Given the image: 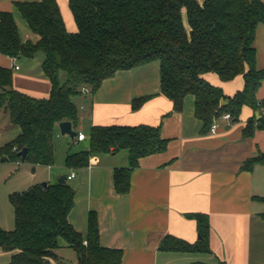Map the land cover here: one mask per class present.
Segmentation results:
<instances>
[{
    "label": "trees",
    "instance_id": "obj_1",
    "mask_svg": "<svg viewBox=\"0 0 264 264\" xmlns=\"http://www.w3.org/2000/svg\"><path fill=\"white\" fill-rule=\"evenodd\" d=\"M77 26L66 30L56 0L15 1L14 5L38 38L22 40L13 14L0 11V52L10 57L44 55L41 68L50 80L47 97L39 98L12 87V68L0 65V109L7 112L18 134L0 149V157L32 164L51 165L52 135L60 120L78 121L73 97L87 85L91 92L118 70L159 61L160 92L180 110L186 95L194 97V115L207 131L214 119L228 112L236 121L242 106H264L256 91L264 80V68L255 65L256 26L264 24L262 0H69ZM185 14V19L183 18ZM64 73V81L59 75ZM213 72L222 81L241 74V90L228 96L203 74ZM151 95L131 101L138 108ZM264 128V116L248 119L243 134ZM88 146L69 153L65 163L82 167L93 152L126 148L129 166L113 173L114 190L126 193L131 170L138 158L165 149L167 140L159 126L93 125ZM27 149L24 158L18 151ZM264 165V152L246 159L242 168ZM14 209V226L0 225V248L11 252L10 261L20 264H65L55 249L62 239L76 254V264H121L122 249L102 246L95 213L88 216L85 234L68 221L74 190L67 182L39 183L9 194ZM264 201V197H260ZM264 215V214H263ZM196 219L199 239L194 243L164 236L163 249L207 251L208 217L190 213ZM85 241V242H84Z\"/></svg>",
    "mask_w": 264,
    "mask_h": 264
},
{
    "label": "crops",
    "instance_id": "obj_2",
    "mask_svg": "<svg viewBox=\"0 0 264 264\" xmlns=\"http://www.w3.org/2000/svg\"><path fill=\"white\" fill-rule=\"evenodd\" d=\"M15 1L36 0H0V11L12 12L22 40H37L38 36L15 7ZM68 1L56 0L66 30L75 32L77 26ZM253 44L255 65L264 68L262 23L256 26ZM43 57L41 51L30 58L10 57L0 52V65L12 68L14 89L43 98L51 89L50 80L41 68ZM158 62L118 70L94 92L81 91L74 96L78 121H71V126L76 132H83L84 139L61 134L56 123L52 163L27 162L32 167L31 173H38V179H46L43 182L50 184L61 182L59 178L66 176L65 182L74 190L68 221L85 234L88 216L95 213L100 244L122 249L121 264H264V201L260 199L264 197V165L242 168L246 159L264 152V128H255L252 135L243 134L252 115L264 116V106L244 105L236 121L218 117L214 131H202V121L193 112L192 94L186 95L182 108L176 110L172 100L160 92ZM14 64L18 67L14 68ZM203 78L221 87L228 96L241 90L244 84L241 74L228 81H222L213 72L203 74ZM64 79L61 72L60 82ZM144 95L151 96L133 109L132 99ZM256 97L264 99V80ZM128 124L159 126L167 145L162 151L138 158L126 193L115 192L113 183L114 170L129 166L126 148L93 152L82 167L66 165V155L87 147L84 141L91 126ZM71 172L74 176L68 178ZM190 213L207 215L209 249L161 248L166 235L189 243L199 239L196 219Z\"/></svg>",
    "mask_w": 264,
    "mask_h": 264
},
{
    "label": "rangeland",
    "instance_id": "obj_3",
    "mask_svg": "<svg viewBox=\"0 0 264 264\" xmlns=\"http://www.w3.org/2000/svg\"><path fill=\"white\" fill-rule=\"evenodd\" d=\"M7 112L0 109V149L17 133V126L12 127ZM31 166L27 161L17 159L0 160V225L5 230H11L14 226V209L10 202L9 194L15 191H23L34 184L43 183L46 179H38V173H31ZM55 253L61 262L76 264V254L71 247L61 239ZM11 252L0 248V264H20L10 261Z\"/></svg>",
    "mask_w": 264,
    "mask_h": 264
},
{
    "label": "water",
    "instance_id": "obj_4",
    "mask_svg": "<svg viewBox=\"0 0 264 264\" xmlns=\"http://www.w3.org/2000/svg\"><path fill=\"white\" fill-rule=\"evenodd\" d=\"M57 125H58V128H59L61 134H68L71 138H74L75 135L77 134L76 130H74L71 126V120H66V119L60 120L57 123ZM88 141H89L88 138L84 141L85 146H88ZM26 151H27V149L25 147L21 148L18 151V154H20L21 158H24ZM0 159L5 160V159H7V157L2 156ZM65 180H66V176H64V175L59 178V181H61V182H65ZM43 183H45V182H43Z\"/></svg>",
    "mask_w": 264,
    "mask_h": 264
},
{
    "label": "built area",
    "instance_id": "obj_5",
    "mask_svg": "<svg viewBox=\"0 0 264 264\" xmlns=\"http://www.w3.org/2000/svg\"><path fill=\"white\" fill-rule=\"evenodd\" d=\"M13 67L14 68H17L18 66L16 65V64H14L13 65ZM81 91L83 92L84 91V93H90L91 92V90H90V87L89 86H87V85H82L81 86ZM220 117H222V118H225V119H230V114L228 113V112H226V113H223V114H221V116ZM216 119H214L213 120V122H212V124H211V126H210V130L211 131H214L215 130V128H216V121H215ZM84 133L83 132H77V134L75 135V138L77 139V140H83L84 139ZM74 176V172H71L67 177L68 178H71V177H73ZM85 242V241H84Z\"/></svg>",
    "mask_w": 264,
    "mask_h": 264
}]
</instances>
